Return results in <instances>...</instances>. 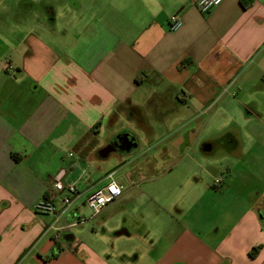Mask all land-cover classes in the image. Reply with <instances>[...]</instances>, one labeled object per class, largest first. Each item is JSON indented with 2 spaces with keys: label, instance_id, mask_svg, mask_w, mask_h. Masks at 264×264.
Here are the masks:
<instances>
[{
  "label": "crops",
  "instance_id": "0c3cea01",
  "mask_svg": "<svg viewBox=\"0 0 264 264\" xmlns=\"http://www.w3.org/2000/svg\"><path fill=\"white\" fill-rule=\"evenodd\" d=\"M21 8L0 20V264H264V0H0ZM61 170L62 225L123 186L86 236L34 211Z\"/></svg>",
  "mask_w": 264,
  "mask_h": 264
},
{
  "label": "built area",
  "instance_id": "2783aa9c",
  "mask_svg": "<svg viewBox=\"0 0 264 264\" xmlns=\"http://www.w3.org/2000/svg\"><path fill=\"white\" fill-rule=\"evenodd\" d=\"M223 0H194L195 7L200 13H209L214 7L218 6ZM182 25V20L178 13L172 14L168 19V29L170 31L178 30ZM73 153H70L72 155ZM64 170H61L54 178L53 186L48 189L35 204L34 211L40 214H52L53 219L47 225L45 232L51 233L54 239L59 238L61 230L71 225L86 222V218L80 215L67 225L60 223L63 216L71 210L75 201L80 197L81 191L74 183L64 184L61 176ZM220 179H216L214 184H219ZM123 192V186L113 178V174H108L107 181L97 186L89 192L85 198V205L90 209V217L96 216L106 206L118 199ZM59 200L60 205L57 204Z\"/></svg>",
  "mask_w": 264,
  "mask_h": 264
},
{
  "label": "rangeland",
  "instance_id": "374dc122",
  "mask_svg": "<svg viewBox=\"0 0 264 264\" xmlns=\"http://www.w3.org/2000/svg\"><path fill=\"white\" fill-rule=\"evenodd\" d=\"M16 7V6H15ZM43 10V9H42ZM41 10V12H42ZM27 17V15L24 14L23 12V8L19 9V10H12L11 13H4V14H1L0 15V20L4 19V22L3 23H16L17 21H24V19ZM203 116V115H202ZM201 129V133L200 135L202 136V138H208V137H218V132H215L214 130H209V127L208 125L203 127L201 126L200 127ZM220 146V145H219ZM215 155V159L217 161H220V159L222 158V155H220V150L219 149H216L215 152H212L211 153V156L212 155ZM172 160H170L171 162ZM216 161V162H217ZM206 165L205 161L201 164H198L195 162V165ZM203 178L204 180L202 179L201 175H200V182H201V186L202 188H206L207 186V182L208 184L210 185L209 187L212 188L211 185L214 184V181L216 179H220V180H223V173L221 172H217V169L215 167H208V171L206 173V175H203ZM204 191V190H203ZM205 195V194H204ZM205 197H207V195H205ZM136 197H132L130 198L129 200H127L124 204V206L128 209H131L133 204L136 202ZM115 202H112L111 204L109 205H114ZM79 211H80V216L82 217H85L87 220L86 222L84 223H80V225H76V226H73L71 227L69 230L71 231H77L78 234H83V235H88L90 231H93V230H96L97 229V221L101 218L102 216V213H98L96 216H93V217H90L91 215V211L90 209L85 205V204H82L79 208ZM113 211L114 213H118L117 210H114L113 208ZM81 229V231H80ZM100 230V228H99ZM139 246H142L141 244H139ZM139 246L137 245V247L139 248Z\"/></svg>",
  "mask_w": 264,
  "mask_h": 264
},
{
  "label": "flooded vegetation",
  "instance_id": "af4514ba",
  "mask_svg": "<svg viewBox=\"0 0 264 264\" xmlns=\"http://www.w3.org/2000/svg\"><path fill=\"white\" fill-rule=\"evenodd\" d=\"M130 138L127 137L125 138V135H123L122 137H120L119 140H117V142L111 144L114 148L116 149H120V150H125V149H129L130 147L132 146H129V143L127 141H130L129 140Z\"/></svg>",
  "mask_w": 264,
  "mask_h": 264
},
{
  "label": "trees",
  "instance_id": "16d2710c",
  "mask_svg": "<svg viewBox=\"0 0 264 264\" xmlns=\"http://www.w3.org/2000/svg\"><path fill=\"white\" fill-rule=\"evenodd\" d=\"M13 158L16 159V160H19V156H17V154H12ZM257 252V248H253L250 252V256H254L255 253Z\"/></svg>",
  "mask_w": 264,
  "mask_h": 264
},
{
  "label": "water",
  "instance_id": "95a60500",
  "mask_svg": "<svg viewBox=\"0 0 264 264\" xmlns=\"http://www.w3.org/2000/svg\"><path fill=\"white\" fill-rule=\"evenodd\" d=\"M125 138H127V135H126V134H125ZM127 142H128V143L130 142V143H129V146H132L133 143L131 142V140H130V141H127Z\"/></svg>",
  "mask_w": 264,
  "mask_h": 264
}]
</instances>
